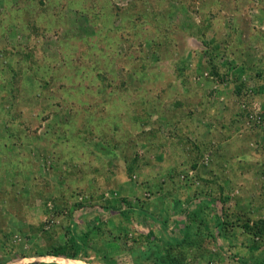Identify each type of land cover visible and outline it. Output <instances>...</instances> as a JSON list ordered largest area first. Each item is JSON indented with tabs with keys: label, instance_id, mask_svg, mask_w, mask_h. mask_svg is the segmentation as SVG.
<instances>
[{
	"label": "rangeland",
	"instance_id": "rangeland-1",
	"mask_svg": "<svg viewBox=\"0 0 264 264\" xmlns=\"http://www.w3.org/2000/svg\"><path fill=\"white\" fill-rule=\"evenodd\" d=\"M191 163L228 181L210 213L238 205L240 185L264 216V0H0V264L44 262L70 235L86 241L79 261L118 259L148 219L107 252L106 220L124 218L101 193L135 207L140 181L152 192L175 179L186 212L201 189L183 176Z\"/></svg>",
	"mask_w": 264,
	"mask_h": 264
},
{
	"label": "crops",
	"instance_id": "crops-1",
	"mask_svg": "<svg viewBox=\"0 0 264 264\" xmlns=\"http://www.w3.org/2000/svg\"><path fill=\"white\" fill-rule=\"evenodd\" d=\"M193 121H194L193 119L188 120V124H187L188 128L189 125H193ZM229 165L230 167L228 172L231 174L230 175L231 178L228 180L229 183L238 182L236 180V177L238 174H243V173H239L241 169L240 168L237 169L238 168L237 164H234V161H231V163H225V166H229ZM236 171L238 172L237 175L234 174L236 173ZM233 177H235V179ZM242 180L245 181L243 175H242ZM228 181H222L221 183V181L217 180V183L219 185L216 187L214 184V187H216L217 190L218 187L220 188V185H223L224 187L226 185L225 183H227ZM222 189H223L222 191H224L223 192L224 194L226 192L225 187ZM233 190L235 191L233 194L231 193V196L234 197L235 202L239 201L238 202L239 204L238 205L237 203L233 204V207H231L230 210H228V212H234L233 214L229 213L230 214L229 218L231 220L237 219L239 215V217L242 218L243 220L249 219L253 221V218H255L254 213H256L257 209H253L254 207L252 208L253 203L251 199H253V197L256 196V194L254 192L249 193V189H247L244 193L240 192L241 190L240 185L234 187ZM168 191H171V193L179 192L174 187V185L171 189H169L167 186V181H164L163 179L161 181V184L159 186H156V193H154L150 199L142 202V204L141 202L139 203L142 205V211L141 209L137 210V205L132 208L135 209L137 213L140 211L139 219L141 218L148 219L145 220L147 226L140 225L134 230L131 228L132 233H129L131 239L125 242L126 243L125 246L127 247L126 250L123 251L122 253L124 254L122 255L123 257L122 256L119 257L118 259H116L117 261L114 259H110L109 261L102 260L101 262L102 264H135V261L133 259L135 256H137L136 262L138 264H156L155 262L158 263V261L161 260L160 258H163L165 256L164 252L169 250V248H171L170 251L176 253V255L179 256H182L179 251L185 252L186 257L185 260L183 261L184 263L182 264H195V263L205 264V261L207 259L202 260V256L200 255V252L198 253L196 251H200L201 249L202 251L209 250V248L212 246L217 247L215 249L216 250L215 258L220 261H217L215 258L213 260L212 258L213 263L209 261V264H226L225 261L229 260V257L226 256V252H225L226 249H228L229 253L232 255L230 264H254L255 262H258V260H256L257 258L259 257L262 258L264 252V243L262 241H259L257 238H254L255 241H253L252 238L249 237V235L242 232L238 224L233 223L232 226L228 228L229 230H227L225 234L219 236L217 235V232L214 229V222H213V221H218V219H220V213L217 211H213V213L210 212L207 213L208 220L206 223L208 224V230L205 225L200 226L201 231L203 232L208 231L207 232L208 234L213 233V235L215 236L214 242H212L211 240L210 241L205 240V238L199 242L198 239L190 240L191 239L190 237L184 236V232H183L184 227L182 226V220L185 219L184 218L185 215L179 212L180 210L179 208L183 209V201L180 200L181 202L180 203L178 202V204L175 201H171L172 200L171 198L176 195L173 194L172 197H169ZM235 192L237 193V195H235ZM217 193L219 194L220 191L217 190ZM117 194L115 193V195L112 197V196H105L106 193L103 192L104 198L107 199L115 198ZM119 194L123 196V193L121 191H119ZM179 194L181 195V193H177V196H180ZM94 209L96 210L98 208L94 207ZM113 212L115 213L117 211H113ZM98 213H100V211H98ZM133 218L135 221H137L136 216H133ZM260 218H264V216L262 215L260 216ZM121 220L122 219H117L115 223V225L117 226L110 223L109 220H106V222L108 221L107 228L109 229V234L112 235L117 234L121 236L123 231L119 225L126 224L124 221ZM100 222H101L100 219L99 221L96 220L92 221L89 224V225L92 224L90 228H93ZM188 223L192 224L193 222L191 223V221H189ZM131 225L133 224L132 223L127 224L126 227L128 226L130 227ZM118 239L119 238L112 240L109 238L107 240H101L100 244H102L103 245L102 248L106 249L108 252L109 251L108 249H111L115 247L116 244H118L119 242ZM254 246H257L258 250H254ZM96 248L100 249V247L98 246ZM192 257L195 258L193 259ZM261 258L259 259L261 260Z\"/></svg>",
	"mask_w": 264,
	"mask_h": 264
},
{
	"label": "trees",
	"instance_id": "trees-1",
	"mask_svg": "<svg viewBox=\"0 0 264 264\" xmlns=\"http://www.w3.org/2000/svg\"><path fill=\"white\" fill-rule=\"evenodd\" d=\"M94 68V66H93ZM103 68H104V64H103ZM102 68V69H103ZM214 68V67H213ZM95 69V68H94ZM101 74L104 73V70H100ZM99 73L97 74V76L99 75ZM214 74L216 76H219L216 72H214ZM219 80H222V76L218 77ZM45 85H47L45 83ZM102 85H105V83H102ZM178 108L175 109V111L172 112L171 116L172 118L169 120V124H171L172 126L175 125L174 123V119L176 118V115H178ZM247 114H252L253 112H250L248 110H246ZM249 114V115H250ZM174 118V119H173ZM142 120V119H141ZM4 144V143H3ZM196 147V150H198V147ZM221 152V151H219ZM198 156H201V152L198 150ZM224 153V150L223 152ZM230 153V151H229ZM197 158V157H196ZM233 158V157H232ZM231 158V159H232ZM217 158H214V163L215 165L211 164L210 167L212 168V166L214 168H216L217 170H219L221 172L222 168V164H224V162H219L218 164L217 162ZM195 163V162H194ZM190 165V168H187V171L184 172L183 176L186 177V180L189 182V184H195V182H198L199 185H201V189H199L200 191V197L199 198H195L193 199L192 203H191V209L188 211H184L183 209L179 208V212H184L183 214L185 215V219L182 220V226L184 227L183 232H184V236L190 237V240H196L198 239V241H202L204 238L205 240L208 241H212L214 242V238L215 236L213 235V233L208 234V231H201L200 226L205 225L207 227L208 230V224L206 223L208 220L207 217V213H209L210 208L212 207V205L217 204L218 202L222 204H224L226 201H228V197L225 199H222L221 195L223 194L224 191H222V185H220V188L218 187V191H220V193L222 194H218L217 190L215 189L214 185L211 183V181H209L211 179V177L209 176L210 174H206V172L209 170L205 169H201V168H196L195 164ZM171 168L173 171L178 170L175 166H171L168 167ZM176 168V169H175ZM167 169V168H166ZM264 169V167H263ZM169 170V169H167ZM126 172H127V176L128 178H135L133 174V168L132 165H126ZM167 173V172H166ZM141 187V191H140V197L139 199H137V210L142 211V202L150 199L154 193H156V189H153L152 192L150 191L149 187L145 186V183L140 181ZM174 187L179 191V192H175V193H170L171 197L173 196V194H175L176 196L172 197L171 201H175L177 204L178 202L180 203L182 200L184 202V199H186V197L188 196V193L186 191H184L185 188H183L181 185H179L175 179H172V184L170 186H168L169 189H171L172 187ZM206 186V187H205ZM148 189V190H147ZM205 189H210L212 190L211 193L206 192ZM220 189V190H219ZM184 191V192H181ZM177 193H181L180 196H177ZM101 202L100 203V207L101 209H104L106 211H117V213L122 216L124 218V221L126 224H130L133 216L139 215L140 211L137 213L135 209H132L133 206L131 204H129L125 198H121L119 201H115L112 199H107L104 198L103 192L101 193ZM226 196V195H225ZM170 197V196H169ZM141 202V204H139ZM120 203L122 204H126L127 207L124 209H118L120 208ZM80 206V205H78ZM83 206H80V208H82ZM220 213V219H218V221H213L214 222V229L217 232V235H222L225 234L227 232V230H229L228 228L232 226L233 223L238 224V226L241 228L242 232L246 233L247 235H249V237L252 238L253 241H255L254 238H257L259 241L264 240V218H258L256 220H243L242 218L237 217V219H230L229 216L230 214L234 213V212H228L230 214L227 213V211L223 210L222 206L221 209L219 211ZM134 219V218H133ZM131 220V221H130ZM191 221L192 224H189L188 222ZM251 221V223H250ZM213 225V223H212ZM210 225V226H212ZM122 228V225H119ZM122 234L124 236H126V234H124V231L126 233V229L122 228ZM88 235H90L92 237V239L97 236V235H101L100 233V227L99 226H94L91 229H88V231L86 232ZM85 233V234H86ZM148 235V234H147ZM150 236V235H149ZM118 238V235H111V239L114 240ZM84 239H78V237L74 236V235H70L67 239H65L63 242L61 243H56V244H52L51 246H48L46 249H43V251H41V253H38L37 256H52V257H60V258H67V259H78V257L80 256L81 252H82V248L83 245L86 244L85 242H83ZM95 244V243H94ZM257 244V242H256ZM87 245V244H86ZM200 247V246H199ZM91 248H93L94 250H98V248H96L95 245H93ZM257 246H254V250H258ZM171 248H169V250L164 252V257L160 258L161 260L157 262H155L156 264H182L184 263L183 261L185 260V252L184 251H179L181 253L182 256L176 255V253H173L172 251H170ZM196 250V249H195ZM196 252H200V255L202 256V260H206V255L207 253H209V250H203L202 249L200 251H196ZM173 253V254H172ZM136 257L135 256L133 259L135 261V264H138L136 262ZM193 259L195 257H192ZM261 258V257H259ZM257 258L256 260H258V262H255L254 264H264V252H263V256L261 258V260ZM207 262V261H206ZM31 264H50V263H44V262H39V263H31ZM54 264V263H51Z\"/></svg>",
	"mask_w": 264,
	"mask_h": 264
},
{
	"label": "bare ground",
	"instance_id": "bare-ground-1",
	"mask_svg": "<svg viewBox=\"0 0 264 264\" xmlns=\"http://www.w3.org/2000/svg\"><path fill=\"white\" fill-rule=\"evenodd\" d=\"M41 260H43L44 262H48V261H52L55 264H95V263H86L83 261H79L78 259H67V258H60V257H40Z\"/></svg>",
	"mask_w": 264,
	"mask_h": 264
},
{
	"label": "built area",
	"instance_id": "built-area-1",
	"mask_svg": "<svg viewBox=\"0 0 264 264\" xmlns=\"http://www.w3.org/2000/svg\"><path fill=\"white\" fill-rule=\"evenodd\" d=\"M252 115H249V117H251ZM105 196H107V194L105 195Z\"/></svg>",
	"mask_w": 264,
	"mask_h": 264
}]
</instances>
